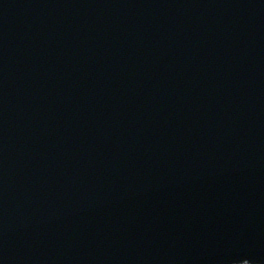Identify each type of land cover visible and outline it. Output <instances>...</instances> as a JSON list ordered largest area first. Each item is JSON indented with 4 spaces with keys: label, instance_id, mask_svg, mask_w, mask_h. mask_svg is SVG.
<instances>
[{
    "label": "water",
    "instance_id": "water-1",
    "mask_svg": "<svg viewBox=\"0 0 264 264\" xmlns=\"http://www.w3.org/2000/svg\"><path fill=\"white\" fill-rule=\"evenodd\" d=\"M0 6V195L11 204L0 217V256L9 253V260L21 243L9 264L73 262L74 253L85 255L100 236L107 251L94 252L91 264H157L143 256L156 250L169 257L165 234L184 220L175 212L198 210L192 215L205 230L177 234L176 248L186 249L179 264L264 260V156L247 158L196 202L163 210L161 196L146 194L147 203L139 204L146 171L166 176L196 164L194 155L212 137L215 105L221 110L235 97L264 114V0H0ZM163 46L166 56L157 49ZM183 47L195 60L186 67L203 77H179L183 93L166 103L164 93L175 87L166 69ZM152 76L160 77L161 91L149 87ZM189 102L202 111L194 121L206 118L201 132L187 133L173 120L181 111L190 114ZM63 117L73 136L67 147L84 151L92 163L75 176L78 161L70 150L68 172L48 177L53 181L41 173L39 189L29 192L19 183L20 148H51L63 138ZM256 122L249 126L258 130ZM110 141L132 156L129 165L106 173L95 148ZM53 226L60 238L49 256L43 233L33 229Z\"/></svg>",
    "mask_w": 264,
    "mask_h": 264
},
{
    "label": "snow or ice",
    "instance_id": "snow-or-ice-1",
    "mask_svg": "<svg viewBox=\"0 0 264 264\" xmlns=\"http://www.w3.org/2000/svg\"><path fill=\"white\" fill-rule=\"evenodd\" d=\"M248 260L246 259V260H244L243 262H242V264H246V262H247Z\"/></svg>",
    "mask_w": 264,
    "mask_h": 264
}]
</instances>
